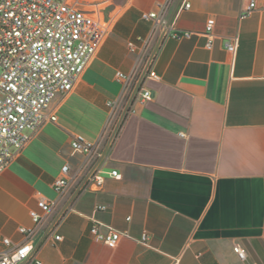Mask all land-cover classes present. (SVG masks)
I'll list each match as a JSON object with an SVG mask.
<instances>
[{
	"label": "crops",
	"instance_id": "crops-1",
	"mask_svg": "<svg viewBox=\"0 0 264 264\" xmlns=\"http://www.w3.org/2000/svg\"><path fill=\"white\" fill-rule=\"evenodd\" d=\"M93 1V14L109 28L105 39L74 89L51 103L57 120L0 173V250L6 237L24 239L21 226H36L43 264H242L235 244L248 262L264 264V0L243 19L250 0H173L170 27L157 29L147 47L154 22L142 14L163 0ZM176 29L194 34L176 40ZM234 36L231 52L225 41ZM153 54L160 78L146 70ZM133 70L125 88L116 72ZM136 88L150 89L151 99L140 103ZM111 100L119 105L110 121ZM77 134L102 136L101 154L75 151ZM65 164L78 174L60 196L53 184ZM95 166L103 185L77 191ZM42 196L57 204L36 225L30 210L42 212ZM94 220L130 236L109 247L93 238ZM144 231L148 245L138 240Z\"/></svg>",
	"mask_w": 264,
	"mask_h": 264
},
{
	"label": "built area",
	"instance_id": "built-area-1",
	"mask_svg": "<svg viewBox=\"0 0 264 264\" xmlns=\"http://www.w3.org/2000/svg\"><path fill=\"white\" fill-rule=\"evenodd\" d=\"M172 1L163 0L155 9L143 12V18L154 22L151 35L144 40L145 47L151 43L157 29L166 31L170 27L167 11ZM94 6L93 0H0V173L10 166L34 133L47 121L57 120V115L50 110L51 103L56 97L63 98L74 89L105 39L109 28L93 14ZM190 6V2H185V8ZM258 7L257 0H250L239 17H248ZM214 24L215 18L207 20V48L212 46L210 32ZM193 34L191 30L176 29L170 36L181 40L190 38ZM128 45L131 51L137 50L134 42L130 41ZM225 46L229 51L235 52L238 37L228 38ZM153 58L154 54L149 58L146 70L150 77L160 78L150 67ZM135 73L136 70L131 73L117 71L116 76L123 81L125 88H129ZM134 95L143 103L151 99L152 91L136 88ZM107 104L111 108V121L119 100H111ZM101 139L102 136L99 140L92 141L77 134L71 145L75 151L93 159L101 154ZM77 174L71 173L69 164L63 165L62 175L54 181V190L63 196ZM112 175L122 177L117 170H113ZM103 183L104 178L98 174L95 166L79 184L77 191L91 187L98 189ZM56 204V200L40 197L37 206L42 212L30 210L34 223L39 225L44 215ZM105 208L104 204L98 206V209ZM36 228L21 226L19 231L24 239L19 243H13L9 237L4 238L5 248L0 250V264H43L33 243ZM90 231L96 241L112 248L118 245L122 237L130 236L127 230H120L97 220L93 221ZM54 239L62 240L63 236L55 234ZM138 240L148 245L149 233L144 231ZM234 251L242 264H258L256 261L248 262L247 250L240 244L234 245Z\"/></svg>",
	"mask_w": 264,
	"mask_h": 264
},
{
	"label": "rangeland",
	"instance_id": "rangeland-1",
	"mask_svg": "<svg viewBox=\"0 0 264 264\" xmlns=\"http://www.w3.org/2000/svg\"><path fill=\"white\" fill-rule=\"evenodd\" d=\"M0 74H1V69H0Z\"/></svg>",
	"mask_w": 264,
	"mask_h": 264
}]
</instances>
